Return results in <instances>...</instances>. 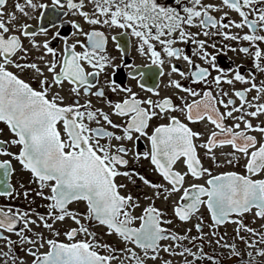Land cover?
<instances>
[{"label": "snow or ice", "instance_id": "obj_1", "mask_svg": "<svg viewBox=\"0 0 264 264\" xmlns=\"http://www.w3.org/2000/svg\"><path fill=\"white\" fill-rule=\"evenodd\" d=\"M0 124V264H264V0H0Z\"/></svg>", "mask_w": 264, "mask_h": 264}, {"label": "flooded vegetation", "instance_id": "obj_2", "mask_svg": "<svg viewBox=\"0 0 264 264\" xmlns=\"http://www.w3.org/2000/svg\"><path fill=\"white\" fill-rule=\"evenodd\" d=\"M8 10H11V8H9ZM111 35H118V32H112ZM117 42L122 46V48H126L128 50V57L127 58H128V61L130 63H134L135 65H138V66H141V67H143V65L148 63L143 57H139V55L134 52V50H133L134 40H129V38L126 37V36H119L118 35V41ZM108 51L110 52V54L112 56L116 57L117 58V62H119L120 53L117 51L115 43L110 41L109 46H108ZM229 56H231L233 58V61L244 64L245 74H246L247 69L250 68V64L247 62V58H243L242 57V58H240L238 60L236 58L235 54H232V53H229ZM224 64L225 65L229 64V60H228L227 57L224 58ZM179 66L182 68V70H184L186 68V66L183 65V64H180ZM166 71H167V69H166ZM103 79L104 78L102 77L101 78V83H103ZM123 82H124L125 85H127L129 87H132L134 91H137L140 94L141 97H145V96L149 95V93L141 91L140 88L137 86L136 82L133 81V80L128 79L126 76L124 77ZM157 83L160 84V86H161V90H162L161 91V95L170 94L169 90L164 87L166 85V83H167V77H159V76H157L155 81H153V80L147 81V86H153L154 87ZM33 86L35 87L36 85L34 84ZM236 87L240 88L241 85L237 84ZM110 98L113 99V100L117 99V97H115V96H112ZM94 103H97V105L99 106L100 102L94 100ZM254 123H255V121H254ZM0 127H5V126L0 124ZM197 130L203 131L204 130L203 126L202 125L199 126L197 128ZM4 138H7V137L5 136ZM229 150L230 149H225V151H229ZM211 167H212V170H213L214 174H217L220 171H227V170L242 171V168L231 169V168H229L227 166H224L223 168H216L215 165H212ZM148 168H149V166H148L147 162H142L141 167L138 170L143 172V173H145V174H147L149 176V178H151V179H157V177L153 176L148 171ZM194 182L203 183V179L200 180V181H194ZM133 191L135 192V190H133ZM38 203H40V201H38ZM157 206H159V202H157ZM78 207H79V209L81 211H83L85 206L83 204H80V205H78ZM202 213L204 215V220L206 222H208L209 221V217H208V215L206 213V210L202 209ZM137 214H139V210L137 211ZM246 222H248L251 225V217H248ZM259 224H260V221H257L256 224H252V227H257ZM176 227H177L178 230H183L184 228L191 227V225H177ZM222 229L223 228L220 229L221 233H223ZM207 230H209V229L206 227L204 229V231L206 232ZM193 235H196L195 231H193ZM60 239H63V237L61 236ZM206 250H211V249L207 248Z\"/></svg>", "mask_w": 264, "mask_h": 264}, {"label": "rangeland", "instance_id": "obj_3", "mask_svg": "<svg viewBox=\"0 0 264 264\" xmlns=\"http://www.w3.org/2000/svg\"><path fill=\"white\" fill-rule=\"evenodd\" d=\"M250 226H252V224ZM208 231L209 230H207L206 232H208ZM222 232L223 233L227 232L228 237L230 239L233 236V233H234V226L233 225H229L226 228H223ZM230 242H232L231 239H230ZM241 247H243V245H241ZM208 251H211V250H208ZM224 264H236V261H234V260H225Z\"/></svg>", "mask_w": 264, "mask_h": 264}]
</instances>
